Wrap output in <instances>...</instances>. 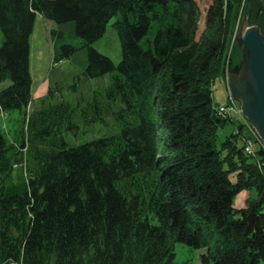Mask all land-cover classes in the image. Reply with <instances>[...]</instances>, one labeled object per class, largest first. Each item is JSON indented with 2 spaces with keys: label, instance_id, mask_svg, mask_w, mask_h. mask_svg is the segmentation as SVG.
Here are the masks:
<instances>
[{
  "label": "trees",
  "instance_id": "1",
  "mask_svg": "<svg viewBox=\"0 0 264 264\" xmlns=\"http://www.w3.org/2000/svg\"><path fill=\"white\" fill-rule=\"evenodd\" d=\"M242 3L211 0L200 32L197 0H0V264H178L177 244L202 250L201 264H264V146L242 125L220 140L231 118L214 100ZM37 15L75 22L69 37L51 31L54 63L87 48L77 80L111 74L85 103L50 87L30 110ZM113 18L119 64L93 47ZM250 21L264 34L260 0ZM11 151L25 154L29 188L8 196ZM243 189L254 193L237 209Z\"/></svg>",
  "mask_w": 264,
  "mask_h": 264
},
{
  "label": "rangeland",
  "instance_id": "2",
  "mask_svg": "<svg viewBox=\"0 0 264 264\" xmlns=\"http://www.w3.org/2000/svg\"><path fill=\"white\" fill-rule=\"evenodd\" d=\"M201 12L202 20L200 22V32L203 28V17L205 15V10L209 6L211 0H197ZM249 0H243L242 6L236 23L234 25V33L228 45L226 51V65L224 70V75L220 74L214 84V100L216 106L230 105L228 108L233 107L232 102H236L237 108L240 110V102L229 98L230 93L228 90L227 75L230 72H238L242 64V47L239 44L237 38L242 30V27L247 20V10H248ZM251 14V13H250ZM116 18H113L108 24L105 35L93 44V47L99 52L110 57L115 64H119L121 61V43L114 27ZM250 26L252 25L250 21ZM259 27V26H258ZM75 22H68L65 24H57L53 21L47 20L41 15H37L33 33L30 38V72L33 79L32 85V98L33 104L30 110L39 107V99L46 96L50 87H61L62 93L60 99L67 100L71 102L74 106L78 105L80 102L85 103L93 95V90L98 87L106 86L111 81V74L97 79L87 80L82 77L81 80H77L84 70L88 66L89 62V52L87 48L78 50L69 59L63 60L59 63L53 62L54 54V41L51 37V31H63L66 32L68 37L71 33H75ZM3 41V35L0 31V42ZM66 41L70 43H77L79 39L77 37H70ZM77 81L78 89L75 90L74 86ZM8 82L0 85V89L8 86ZM235 108L229 114L231 121H228L222 128L219 129L220 140H224L225 137L233 132H235L239 125L241 127V137L245 138L253 135L251 129H255L248 124H244L243 114ZM16 113H13L15 116ZM243 122V123H242ZM9 124V121H8ZM115 123L109 124V126L103 124H95L88 128L87 133H80L78 136L73 134H68L66 140L72 146L84 144L88 141L100 138L106 134H111L115 131ZM116 126H118L116 124ZM257 134V132L255 131ZM258 136V134H257ZM259 137V136H258ZM247 141V140H246ZM259 143H255L253 148L258 149ZM10 158L14 165L13 172V184L9 186L6 190V194L13 195L26 192L29 188L28 177L25 168V154L10 152ZM234 180V178H232ZM252 190L243 189L234 197L233 205L235 208L240 209L247 206L248 198L253 195ZM202 250L196 249L187 245L177 244L176 246V261L178 264H201L200 256Z\"/></svg>",
  "mask_w": 264,
  "mask_h": 264
},
{
  "label": "water",
  "instance_id": "3",
  "mask_svg": "<svg viewBox=\"0 0 264 264\" xmlns=\"http://www.w3.org/2000/svg\"><path fill=\"white\" fill-rule=\"evenodd\" d=\"M264 6V0H260ZM249 0L247 20L238 35L242 47V64L238 72L227 75L231 97L240 102L244 118L264 143V34L260 27L250 26Z\"/></svg>",
  "mask_w": 264,
  "mask_h": 264
},
{
  "label": "built area",
  "instance_id": "4",
  "mask_svg": "<svg viewBox=\"0 0 264 264\" xmlns=\"http://www.w3.org/2000/svg\"><path fill=\"white\" fill-rule=\"evenodd\" d=\"M230 98H232V97H230ZM233 99V98H232ZM233 103V107H230V108H228L230 105H223V106H221L220 107V112H222V113H227V112H231L232 111V109L233 108H235L236 110H239L238 108H237V104H236V102L234 101V102H232V100H231V104ZM240 111V110H239ZM241 112V111H240ZM251 132L253 133V137H256V139H258L257 138V134L255 133V131L254 130H252L251 129ZM260 139V138H259ZM261 140V139H260ZM262 142V141H261ZM246 143H247V145H246V152H248V153H252L253 152V149H252V143H253V140L251 139V138H248L247 139V141H246ZM262 145L264 146V144H263V142H262Z\"/></svg>",
  "mask_w": 264,
  "mask_h": 264
}]
</instances>
